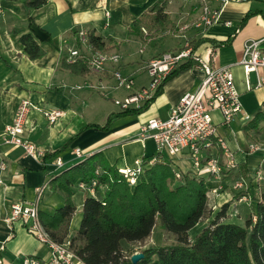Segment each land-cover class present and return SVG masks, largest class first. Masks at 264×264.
Here are the masks:
<instances>
[{"label":"crops","instance_id":"obj_1","mask_svg":"<svg viewBox=\"0 0 264 264\" xmlns=\"http://www.w3.org/2000/svg\"><path fill=\"white\" fill-rule=\"evenodd\" d=\"M156 1L158 0H46L38 9L28 10L23 0H0V139L4 126L12 120L19 101L27 98L38 108L30 110L20 137L31 142L42 153V156L33 157L26 155L18 146L0 143V161L5 164V169L0 171V264H20L24 256L35 257L40 264L48 259L47 247L38 245V241L22 223L14 222L10 227L4 223L3 218L12 203L32 200L37 186L53 174L68 169L81 160L74 156V148H79L83 155H87L85 157L99 153L107 165L116 169L132 168L134 161L145 162L150 159L155 155L156 147L152 140L138 138L140 125L151 118H166L179 97L184 92L195 90L203 78L200 70L187 65L163 84L161 93L144 112L113 119L107 131L87 128L88 124L104 125L109 115L119 111L117 107H108L102 102V98L110 99L113 103L114 98H120L128 92L113 89L114 81L110 74L113 69L130 75L135 81V87H140L148 81L143 67L150 58L180 48L186 39L191 41L205 37L224 41L230 37L232 39L229 44L214 48L207 41L196 50L202 56H207L209 49H212L216 65L231 67L243 112L252 119L255 111L261 107L264 85L247 90L245 76L238 62L245 41L264 38V0L226 2L221 7L220 23L202 32L189 27L178 35H165L160 41L168 36L173 39L178 37L183 41L169 49L154 51L145 58L141 57L139 66L133 67V48L139 45V53V49L143 47L140 46L141 41L127 34V28L132 20ZM211 6L219 7L220 3L213 1ZM189 10L188 4L167 1L166 11L178 27L190 24L193 15ZM247 13L250 15L240 25ZM28 20L47 33L49 40L39 42L30 32ZM225 21L229 25L222 23ZM16 29L22 30L21 33H30L39 42L44 50L41 58H27L18 42L19 34L13 32ZM89 30L102 38L107 52L120 55L118 63H106L102 74L89 72L84 76L61 69V59L68 57V51L75 47V33H87ZM262 46L264 47V40ZM143 53L144 48L139 54ZM249 80L251 83L254 81L251 80V74ZM44 109H59L63 115L55 123L49 124L43 116ZM212 119L216 126V136L224 141L236 161V168L224 170L221 176L220 183L224 192L211 197L213 207L218 208L223 203L231 205L234 202V193L226 186L228 177L237 180L242 178L243 173L254 178L251 190L255 191V196L264 190V149L253 153L247 151L251 144L248 136L251 131H255H243V126L248 121L242 122L237 117L229 125H223L216 111L212 112ZM66 143L68 146L65 150L44 159V164L41 162L44 155L59 150ZM215 154L224 162L220 149ZM56 158L61 160V167L54 164ZM170 159L176 170L202 177L208 187L216 185V181L206 171L195 172L188 157L178 155ZM73 190L76 210L71 218L70 228L77 227L86 196L84 191L77 190L75 186ZM61 205L62 198L46 188L39 209L52 213Z\"/></svg>","mask_w":264,"mask_h":264},{"label":"trees","instance_id":"obj_2","mask_svg":"<svg viewBox=\"0 0 264 264\" xmlns=\"http://www.w3.org/2000/svg\"><path fill=\"white\" fill-rule=\"evenodd\" d=\"M45 2L23 0L28 10L38 9ZM166 5V0L153 3L131 21L127 34L148 44L167 34L178 35L180 29L170 18ZM249 15L243 17L240 25ZM31 24L32 21L28 20V27ZM13 32L19 34L18 42L28 59L35 60L44 55L43 48L30 33H21L20 29ZM86 39L91 51L107 50L105 42L93 30L87 31ZM231 39L215 41L200 37L192 39L190 45L196 49L208 41L215 48L229 44ZM75 47L81 48L77 38ZM187 65H181L167 75L155 95L140 108L119 109L108 116L104 125L88 124L86 127L107 131L113 119L144 112L161 93L163 84ZM60 68L84 76L89 73L88 56L81 51L73 61L64 57ZM261 106L264 107V101ZM262 122L264 111L260 107L243 126V131L256 130ZM67 146L68 143L44 155L41 162ZM151 158L155 161L143 169L133 185H129L116 168L107 165L99 153L82 158L68 169L50 176L45 181L47 188L62 198V205L52 213L39 209L40 222L50 238L58 243L68 241L85 264H133L130 261L133 252L127 245L142 243L158 226L173 238V242L140 251L143 257L134 264H264V190L249 199L254 202V210L239 225L225 220L230 203H223L216 209L213 207L209 187L202 177L176 170L170 158L158 159L156 154ZM91 180L96 182L94 197L86 194L79 223L70 228L76 210L73 186L79 181L89 183ZM242 195L245 192L233 195V199ZM202 221H205L204 225L190 240L189 232Z\"/></svg>","mask_w":264,"mask_h":264},{"label":"built area","instance_id":"obj_3","mask_svg":"<svg viewBox=\"0 0 264 264\" xmlns=\"http://www.w3.org/2000/svg\"><path fill=\"white\" fill-rule=\"evenodd\" d=\"M168 2H179L188 4L190 13L193 15L190 24L179 27L180 31L193 28L197 31H204L208 27L220 23L221 7L232 0H166ZM217 1L219 7H212L211 2ZM240 1V0H233ZM108 15V13H106ZM229 25V22H222ZM143 33L145 31L142 29ZM182 34V35H181ZM185 37L184 33H181ZM76 38L81 48L74 47L68 51L67 61H73L80 52L88 56V70L93 74H102L108 62L118 63L120 55L107 51H91L87 42L86 32L78 31ZM263 39H249L243 43L241 58L238 65L242 68L245 76L246 89L258 88L264 85V47ZM143 48L139 49V53ZM215 54L209 49L207 56H202L190 45L186 39L184 44L177 49L165 51L150 58L143 70L148 76L145 85L135 87V81L130 75H124L118 69H113L110 74L114 81L113 89L128 91L121 98H114L113 103L119 109H137L149 101L156 93L162 80L181 65L194 66L203 73L200 84L193 91L184 92L177 102L169 109L168 116L164 119L151 118L142 123L139 127L138 138L140 140L150 139L156 147L155 154L158 159L172 158L178 155L188 157L195 172L206 171L216 181V185L209 187V196L214 197L224 192L221 185V176L224 170L236 168V161L229 152L224 141L216 136V126L213 123L212 112L216 111L221 117L223 125H229L234 119L240 117L242 122L251 119L249 114L243 112L239 101L233 73L230 66H218L214 61ZM254 74L253 83L250 82V74ZM102 89V88H101ZM37 105L29 99H21L15 109L12 120L4 126L0 143L4 145L18 146L26 155L37 157L42 153L29 141L20 137L21 132L27 124L30 110L37 109ZM43 116L49 124L55 123L62 117L59 109H44ZM220 149L224 162H221L216 150ZM257 144L248 145V152L253 153L261 150ZM77 159L83 155L79 148L73 149ZM90 155V154H88ZM155 158L141 162L134 161V167L117 169L122 178L133 185L143 169L151 165ZM54 164L61 167L62 163L56 158ZM5 169L4 162L0 161V171ZM97 175V171H95ZM178 175V174H176ZM1 183V180H0ZM244 180L239 178L231 186L232 190L244 187ZM77 190L84 191L94 197L96 182L89 183L79 181L75 184ZM47 183L35 188L34 198L30 201H20L9 206L7 215L3 221L9 227L14 222L22 223L32 236L48 249V259L44 264H85L71 249L68 241L58 243L50 238L43 228L39 219V206ZM239 202H247L246 195H242ZM20 264H40L32 256H24Z\"/></svg>","mask_w":264,"mask_h":264},{"label":"rangeland","instance_id":"obj_4","mask_svg":"<svg viewBox=\"0 0 264 264\" xmlns=\"http://www.w3.org/2000/svg\"><path fill=\"white\" fill-rule=\"evenodd\" d=\"M174 38H176V37H174ZM175 40H177V42H175ZM182 41H183V39H181V38L177 37L176 39H173L171 36H168V38L165 40L164 39L161 41L157 40L155 43H153V45H150L146 42H142L140 46L144 48V53L141 55L137 52V48L139 45L138 46L136 45L135 48H133V51L135 53L131 59V61H134L133 67L139 66L141 57L145 58L151 52H154V51H159L162 49H169V48L175 46L176 44H178V42H182ZM251 80L252 81L254 80V74L253 73H251ZM239 101H240V97H239ZM102 102H105L108 107L110 105L113 108L117 107V106H113L114 104L112 103V101L110 99H103L102 98ZM241 108H243L242 105H241ZM261 109L264 111L263 106H261ZM248 141L251 142V144H257L258 146H260L261 148L264 149V122H262L260 124L259 129H256L255 131H251V134L248 136ZM241 176H242V179L244 180V183H245L244 188L243 189L242 188L237 189V190L231 189V190L233 191L234 195H241V193L245 192V195L247 196V198L249 200L255 196V191L251 190V182L254 178H251L248 175H245L243 173ZM234 181H235L234 177H228L227 178L226 186H228V189L231 188ZM254 206L255 205H254V202L252 200L251 201L249 200L246 203H241L238 201V199H235L234 202L228 206L225 220L241 225L243 223L245 216L248 215L250 211L254 210ZM204 223H205V221L200 222L195 228H193L189 232L190 240L193 238L194 234L200 229V227H202L204 225ZM172 242H173V238L169 234L162 231L158 226H156L153 228L151 234L142 243H139V242L129 243L127 245V247L133 253H136V252H140L142 250L148 249V248L170 244ZM37 244L44 246V244H42L40 242H37Z\"/></svg>","mask_w":264,"mask_h":264},{"label":"water","instance_id":"obj_5","mask_svg":"<svg viewBox=\"0 0 264 264\" xmlns=\"http://www.w3.org/2000/svg\"><path fill=\"white\" fill-rule=\"evenodd\" d=\"M29 30L39 42H44L48 37L47 33H45L43 30H41L39 27L33 24L29 26ZM142 257H143L142 253L136 252L130 256V261L131 263L134 264Z\"/></svg>","mask_w":264,"mask_h":264}]
</instances>
